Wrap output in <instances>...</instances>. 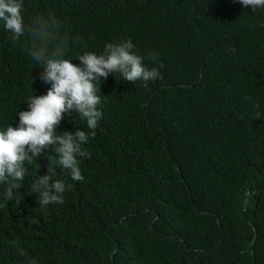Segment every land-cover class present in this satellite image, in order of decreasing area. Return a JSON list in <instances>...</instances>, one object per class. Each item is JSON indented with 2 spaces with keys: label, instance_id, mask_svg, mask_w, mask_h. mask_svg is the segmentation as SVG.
I'll list each match as a JSON object with an SVG mask.
<instances>
[{
  "label": "trees",
  "instance_id": "trees-1",
  "mask_svg": "<svg viewBox=\"0 0 264 264\" xmlns=\"http://www.w3.org/2000/svg\"><path fill=\"white\" fill-rule=\"evenodd\" d=\"M49 14L69 34L65 59L78 64L83 51L131 39L146 66L163 64L161 78L101 81L103 116L82 145L90 158L78 157L84 180L59 167L53 176L71 185L63 204L42 210L30 189L57 155L52 146L39 167L25 165L20 205L0 185V264H264V8L23 0L26 25ZM1 24L0 131L18 125L42 73L25 58L30 38L14 44ZM75 129L90 132L63 114L57 134Z\"/></svg>",
  "mask_w": 264,
  "mask_h": 264
},
{
  "label": "clouds",
  "instance_id": "clouds-1",
  "mask_svg": "<svg viewBox=\"0 0 264 264\" xmlns=\"http://www.w3.org/2000/svg\"><path fill=\"white\" fill-rule=\"evenodd\" d=\"M239 3L251 7L252 11L264 8V0H239ZM22 9L23 0H0L1 29L10 35L14 44L22 37L30 38V43L21 44L26 46L25 58L36 62L42 73L38 87L36 84H30L31 89L28 87L32 96L26 101L27 110L18 111L14 116L18 125L9 124L0 131V185L4 186V198L13 200L15 206L20 205L24 193L19 189L28 174L25 165L37 163L43 150L52 146L57 155L48 156L46 173L37 176L30 185L31 192L39 195L37 203L45 210L50 204H63V194L71 187L61 179H53L56 167L64 170L73 181L84 180L78 157L90 158V152L82 145L88 144L89 136L95 137V129L103 116L102 99L97 94L101 81L110 73H120L125 81L132 84L142 81L147 87L149 81L161 78L159 69L163 64L146 66L144 57L134 51L131 39L107 42L100 54L83 51L75 58L79 63L74 64L64 58L69 34L62 32L61 22L49 14L37 16L26 25ZM78 40L79 37L73 38V43ZM149 56L155 63L157 53L150 52ZM72 112L86 121L90 132L75 129L57 134L63 114Z\"/></svg>",
  "mask_w": 264,
  "mask_h": 264
},
{
  "label": "water",
  "instance_id": "water-1",
  "mask_svg": "<svg viewBox=\"0 0 264 264\" xmlns=\"http://www.w3.org/2000/svg\"><path fill=\"white\" fill-rule=\"evenodd\" d=\"M246 201V193L243 195V203ZM253 236H254V232L252 233V236L250 238V243L252 242V239H253Z\"/></svg>",
  "mask_w": 264,
  "mask_h": 264
}]
</instances>
